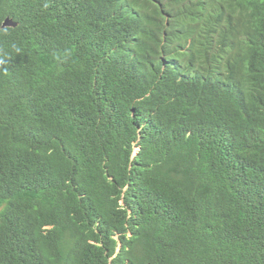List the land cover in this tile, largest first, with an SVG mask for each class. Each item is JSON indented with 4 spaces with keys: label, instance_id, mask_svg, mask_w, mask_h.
I'll list each match as a JSON object with an SVG mask.
<instances>
[{
    "label": "trees",
    "instance_id": "1",
    "mask_svg": "<svg viewBox=\"0 0 264 264\" xmlns=\"http://www.w3.org/2000/svg\"><path fill=\"white\" fill-rule=\"evenodd\" d=\"M0 60V264H264V0H0Z\"/></svg>",
    "mask_w": 264,
    "mask_h": 264
},
{
    "label": "clouds",
    "instance_id": "2",
    "mask_svg": "<svg viewBox=\"0 0 264 264\" xmlns=\"http://www.w3.org/2000/svg\"><path fill=\"white\" fill-rule=\"evenodd\" d=\"M45 7H47V4H45ZM9 18V17H8ZM7 19V18H6ZM11 19V18H10ZM15 22V21H14ZM17 23V22H16ZM18 26V23H17ZM16 26V27H17ZM16 27H4V23H3V28H16ZM6 31V30H5ZM13 50L15 51V53L20 54L22 49L20 47H17L16 45H12ZM73 54V49L71 48H66L62 53H54V59L57 61H67ZM0 63H3V60H0ZM7 73L5 72V75Z\"/></svg>",
    "mask_w": 264,
    "mask_h": 264
},
{
    "label": "water",
    "instance_id": "3",
    "mask_svg": "<svg viewBox=\"0 0 264 264\" xmlns=\"http://www.w3.org/2000/svg\"><path fill=\"white\" fill-rule=\"evenodd\" d=\"M17 26V23L14 22L12 19L10 18H7L5 21H4V27H16Z\"/></svg>",
    "mask_w": 264,
    "mask_h": 264
},
{
    "label": "bare ground",
    "instance_id": "4",
    "mask_svg": "<svg viewBox=\"0 0 264 264\" xmlns=\"http://www.w3.org/2000/svg\"><path fill=\"white\" fill-rule=\"evenodd\" d=\"M237 90V89H236ZM238 91H239V89H238ZM238 94V93H237Z\"/></svg>",
    "mask_w": 264,
    "mask_h": 264
}]
</instances>
